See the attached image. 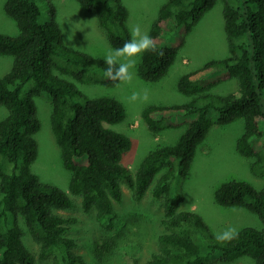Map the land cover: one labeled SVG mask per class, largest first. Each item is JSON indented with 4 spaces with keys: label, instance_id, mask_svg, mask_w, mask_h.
I'll return each mask as SVG.
<instances>
[{
    "label": "trees",
    "instance_id": "16d2710c",
    "mask_svg": "<svg viewBox=\"0 0 264 264\" xmlns=\"http://www.w3.org/2000/svg\"><path fill=\"white\" fill-rule=\"evenodd\" d=\"M94 14L105 31L110 47L122 46L130 38L128 11L121 0H75ZM218 0H166L152 22L149 35L155 50L146 52L137 75L146 83L163 79L183 47L186 36ZM229 56L211 60L178 80V91L193 99L182 105H149L141 118L152 133L188 126L178 141L150 151L133 173L122 164L131 139L110 126L122 122L125 109L112 97L89 98L58 71L75 81L114 86L105 77L103 58L69 48L48 5L46 21L35 0H6L4 12L16 24V37L0 33V56L13 57L12 67L0 77V106L7 116L0 121V264H35L36 257L23 243V220L38 245L39 260L53 264H86L72 252L74 241L65 236L68 222L57 210L73 206L71 195L81 199L84 212L95 217L107 230L114 229L124 183L141 200L151 188L152 197L162 199L165 232L158 237L157 251L146 262L133 264H215L230 263L247 256L264 264V185L229 180L214 193L221 207H240L255 214L261 229L243 228L237 238L221 244L211 235L201 216L179 212L180 193H171L176 173L183 178L190 169L197 147L214 124L227 125L243 119L244 132L236 142L237 153L249 159L250 172L264 181V0H220ZM236 80L237 91L225 95L211 90L227 80ZM29 82V95L21 96ZM42 93L51 99V130L61 149L62 163L71 173L67 189L43 184L31 172L37 158L35 134L40 129L33 97ZM81 101V102H80ZM216 111V120L210 112ZM11 166L7 173L5 168ZM13 216V220H10ZM107 219V220H105ZM105 220V221H102ZM200 234L208 242L202 250ZM105 241L96 256L110 252ZM218 250L219 256L212 258Z\"/></svg>",
    "mask_w": 264,
    "mask_h": 264
},
{
    "label": "rangeland",
    "instance_id": "374dc122",
    "mask_svg": "<svg viewBox=\"0 0 264 264\" xmlns=\"http://www.w3.org/2000/svg\"><path fill=\"white\" fill-rule=\"evenodd\" d=\"M35 1L43 12V21H46L48 15V5L54 7L55 19L61 28L62 39L69 48L99 58H103L106 52L112 49L96 16L82 8L77 1ZM5 2L6 0H0V33L16 37L19 31L15 22L4 12ZM121 2L128 11L126 21L128 30L133 25H140L142 30L149 34L152 22L166 0H121ZM222 11L223 2L218 0L186 36L185 43L178 51L167 75L160 81L146 83L137 75L131 84H116L108 87L92 82L80 83L71 76L63 75L58 71L52 72L56 77L73 83L89 98L107 96L121 102L125 109V118L110 128L122 132L131 139V147L123 155L122 164L130 168L133 173L150 151L175 144L188 126L184 123L157 134L152 133L141 118L143 109L154 104L182 105L191 101L192 96L178 91L179 78L184 73L196 70L211 60L229 56ZM12 63V56H0V77L9 72ZM31 87L32 82L27 83L21 90V96L29 95ZM237 88L236 80L231 79L213 88L211 93L225 95L235 93ZM144 89H147L149 93L147 103L130 101L129 98L133 92H143ZM33 100L36 116L40 121V129L34 136L38 153L31 165V172L38 176L43 184L65 190L70 182L71 173L63 166L61 149L51 130V99L47 94L42 93L33 97ZM7 114V109L0 106V121ZM210 117L216 120L217 112L211 111ZM243 132V119H236L224 126L214 124L197 147L187 174L180 178L176 173V178L171 185L172 194L180 193L183 196L178 211L199 214L214 237L216 233L232 227L238 231L249 227L258 230L262 228L255 214L240 207H221L214 201L216 189L229 180L247 182L256 189H261L264 185L261 178L250 172L251 161L240 156L236 151V142ZM5 171L9 173L11 166L8 165ZM160 175L156 176L154 183ZM121 188L123 194L121 202L113 203L117 216L114 220V229L111 231L98 222L94 210L84 212L78 196L71 195L73 201L71 208L56 211L68 221L65 236L75 243L72 252L80 256L86 264H133L134 260L143 263L157 251L158 237L165 232L161 222L164 214L163 200L152 197L151 188L138 201L134 199L133 191L127 185L122 183ZM10 220H13V216H10ZM19 223L23 230V243L35 255V264H53L52 258L38 259V245L27 232L23 220H19ZM197 239L202 243V250H207L208 242L200 234H197ZM105 241L111 242L112 249L97 258L96 250ZM218 256V250L211 254L213 259ZM215 264L255 263L251 258L243 256L230 263Z\"/></svg>",
    "mask_w": 264,
    "mask_h": 264
},
{
    "label": "clouds",
    "instance_id": "9594fccd",
    "mask_svg": "<svg viewBox=\"0 0 264 264\" xmlns=\"http://www.w3.org/2000/svg\"><path fill=\"white\" fill-rule=\"evenodd\" d=\"M129 32L130 38L122 46L108 50L103 56L106 65L105 77L118 82V84H131L137 78L135 69L142 56L146 52L155 50L154 40L142 30L140 25L131 26ZM129 99L133 102L147 103L149 101L148 90L133 92ZM238 235V230L232 227L216 233L215 239L224 244L237 238Z\"/></svg>",
    "mask_w": 264,
    "mask_h": 264
}]
</instances>
